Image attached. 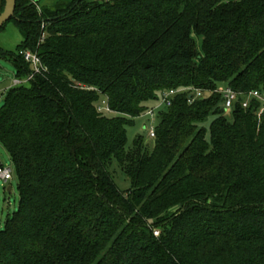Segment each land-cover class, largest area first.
<instances>
[{
  "label": "trees",
  "instance_id": "trees-1",
  "mask_svg": "<svg viewBox=\"0 0 264 264\" xmlns=\"http://www.w3.org/2000/svg\"><path fill=\"white\" fill-rule=\"evenodd\" d=\"M9 22L23 40L0 58L47 70L0 106L20 192L0 264H264V109L243 105L264 94V0H17ZM156 107L155 136L128 145Z\"/></svg>",
  "mask_w": 264,
  "mask_h": 264
},
{
  "label": "rangeland",
  "instance_id": "rangeland-1",
  "mask_svg": "<svg viewBox=\"0 0 264 264\" xmlns=\"http://www.w3.org/2000/svg\"><path fill=\"white\" fill-rule=\"evenodd\" d=\"M59 1L67 0H40V7L50 9L52 5ZM43 5V6H42ZM23 40V35L13 22H9L4 30L0 31V46L7 50H16L17 45ZM15 74L14 66L11 61L0 58V106L4 102L7 85L13 80ZM112 115L114 113H111ZM212 116L210 117L211 120ZM209 120V121H210ZM157 118L149 117L136 118L135 124L128 126V145H131L135 136L143 133L145 139L151 141L149 129L157 124ZM0 162L9 165L13 170V178L9 183L0 180V231L4 229L9 216L18 209L20 202V192L18 189V179L14 171L9 152L0 142ZM113 178L122 190H128L131 187L129 176L122 170L120 165L114 161L110 166ZM12 185L13 192L8 191V186Z\"/></svg>",
  "mask_w": 264,
  "mask_h": 264
},
{
  "label": "built area",
  "instance_id": "built-area-1",
  "mask_svg": "<svg viewBox=\"0 0 264 264\" xmlns=\"http://www.w3.org/2000/svg\"><path fill=\"white\" fill-rule=\"evenodd\" d=\"M22 53H23L24 59L31 64L33 70L25 78L14 79L13 86L29 83L32 79H34L36 74L42 73L43 71L47 70V67L43 63L38 52H34V51L27 49V50L23 51ZM217 91H219L223 94V98H224L223 99V106L226 109V111H230L232 109L235 101H237L239 99L240 95L243 94V93H240V92L234 90L230 86H225V87H223ZM178 92H179V90H177V89H169V90L164 91L161 95V100H160L159 106L163 105V104L168 105V106L172 105L173 99ZM193 94H195V97H202V96H204V91L199 90V89L195 90L194 93L189 95L190 102L192 101ZM243 96H244V100H243L244 106H248L251 99L255 98L261 102L262 108L264 109V94L262 92H260L259 90H252L246 94H243ZM157 107L150 109L146 113V117L150 116L152 119H154ZM98 109L100 111L101 110H107V111L110 110V108L105 103V101L99 106ZM148 131H149L150 137L155 136V127L154 126L151 125V127ZM12 178H13L12 168L9 165H6V164H3L0 162V180L3 182H8ZM159 232H160L159 230L154 231V233L156 235H159Z\"/></svg>",
  "mask_w": 264,
  "mask_h": 264
},
{
  "label": "water",
  "instance_id": "water-1",
  "mask_svg": "<svg viewBox=\"0 0 264 264\" xmlns=\"http://www.w3.org/2000/svg\"><path fill=\"white\" fill-rule=\"evenodd\" d=\"M35 1L38 2L40 0ZM16 4L17 0H5L4 9L0 13V29L14 16Z\"/></svg>",
  "mask_w": 264,
  "mask_h": 264
},
{
  "label": "crops",
  "instance_id": "crops-1",
  "mask_svg": "<svg viewBox=\"0 0 264 264\" xmlns=\"http://www.w3.org/2000/svg\"><path fill=\"white\" fill-rule=\"evenodd\" d=\"M1 8H2V0H0V12H1ZM20 44V43H19ZM18 44V45H19ZM1 47V46H0ZM3 50H5V51H15V50H7V49H5V48H3V47H1ZM5 60H9L10 61V59L9 58H7V59H5ZM14 70H15V68H14ZM16 78H18L15 74H14V78H13V80L7 85V87H6V91L9 89V88H11L12 86H13V81H14V79H16ZM1 163H3V162H1ZM6 183H9V181L8 182H6ZM13 190H14V188H13V186L12 185H9L8 186V191L9 192H13Z\"/></svg>",
  "mask_w": 264,
  "mask_h": 264
}]
</instances>
